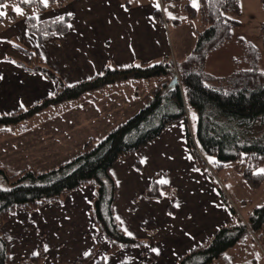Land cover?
Instances as JSON below:
<instances>
[{"label":"crops","instance_id":"obj_1","mask_svg":"<svg viewBox=\"0 0 264 264\" xmlns=\"http://www.w3.org/2000/svg\"><path fill=\"white\" fill-rule=\"evenodd\" d=\"M186 6L198 9L199 0H66L63 6L49 7L34 16L38 23L64 15L71 17L66 33L44 40L30 28L28 19L15 21V24L19 22L16 29L0 34V116L31 108L54 96L58 90L55 81L26 67L31 63L26 51L34 53L68 86L101 75L107 68L153 65L169 60L179 62L187 58L194 49L196 29L201 25L199 19H190ZM157 11L161 13L160 21L155 16ZM21 37L30 40L26 53L18 51L16 45L18 50H14L11 44L12 39L20 41ZM8 51L17 59L8 57ZM134 81L109 85L34 114L31 120L44 110L58 109L51 115H43L41 120L37 118L42 122L32 125L31 132L11 137L8 146L16 152L3 160L2 165L27 168L31 160L23 154L26 145L29 144L28 150L33 148L31 143L37 135H42V144L33 148L35 168H56L78 157L88 141L101 140L152 100V92L158 86L153 85L149 94L143 84L137 85L139 83ZM124 83H128L127 89L134 87V91L111 90ZM135 88L141 91L136 99L132 96L137 93ZM131 104L137 106L132 109ZM111 175L117 186L115 216L127 235L148 242L153 259L144 260L137 247L110 252L112 244L91 212L96 195V187L91 184L69 193L62 201L46 204L40 211L23 209L22 213H14L13 221L9 220L4 226V235L10 241L11 263L28 264L25 262L37 256V248L42 250L40 244L46 239L45 258L34 264H78L82 258H86L84 264L99 261L104 264H178L221 227L236 220L219 195V183L211 173L196 167L184 122L174 124L157 140L119 160L111 169ZM154 182L168 186L176 195L147 198L145 192ZM175 202L177 207L173 209L170 205ZM20 214H23L22 219L14 223ZM62 228L67 235L77 229L81 245L66 257L57 245ZM49 238H56L54 250L49 248ZM97 238L102 247L96 243ZM95 246L99 248L93 252ZM11 247H14L13 259ZM93 254L97 255L94 259Z\"/></svg>","mask_w":264,"mask_h":264},{"label":"trees","instance_id":"obj_2","mask_svg":"<svg viewBox=\"0 0 264 264\" xmlns=\"http://www.w3.org/2000/svg\"><path fill=\"white\" fill-rule=\"evenodd\" d=\"M22 8L35 7L45 11L49 7L63 6L66 0H16ZM182 1V0H164ZM4 0H0V8ZM1 12V11H0ZM192 21L199 19L196 42L191 54L179 61L141 64L127 68H107L101 75L73 86L66 85L52 70L45 67L32 52L31 63L26 67L40 72L58 85L56 94L41 103L9 115L0 116V132L32 117L44 108L74 101L83 95L127 80L169 78V84L154 91L150 103L135 116L124 121L101 140H90L78 157L50 171L38 173L26 170L9 176L0 169V176L7 182V189L0 187V264H11L10 242L2 232L3 224L17 209L34 211L48 203L62 201L69 193L86 184H94L96 195L92 215L99 229L110 240L113 253L122 247H144L143 242L128 236L115 216L117 186L111 169L121 159L130 157L178 122L187 127V141L197 168L210 173L204 158H214V170L221 172L227 164L236 171L249 187L257 189L264 183V72L257 70L255 56L258 50L247 45L252 70L237 71L228 80L230 86L213 87L214 80L206 71L209 53L221 48L233 37L234 19L241 14V0H199V8L186 6ZM156 19L161 20L157 11ZM4 16H0V23ZM71 17L64 15L45 23L28 19L30 28L41 40L67 32ZM263 48H264V25ZM179 77L180 82L174 81ZM138 92V91H137ZM137 95V93H136ZM191 111L195 114L192 132ZM164 194L175 196L168 186L154 182L145 192L150 199H160ZM219 195L228 204L236 220L221 227L215 235L193 249L178 264H215L227 261V252L247 240L255 242L264 253V203L249 214L247 221L238 217L221 188ZM249 257L251 253L247 252ZM252 257V256H251ZM39 256L27 261L37 262ZM153 259L154 256L151 255ZM253 258V257H252ZM86 258L79 260L83 264ZM96 264H104L99 261ZM240 264H258L253 258Z\"/></svg>","mask_w":264,"mask_h":264},{"label":"rangeland","instance_id":"obj_3","mask_svg":"<svg viewBox=\"0 0 264 264\" xmlns=\"http://www.w3.org/2000/svg\"><path fill=\"white\" fill-rule=\"evenodd\" d=\"M17 8L20 9L19 13L16 11ZM0 11L4 13L3 15L4 20L2 23H0V34L4 32H8V30L12 31L16 29V25H19V22L21 20L34 19V16L41 14L40 10H38L35 7L25 8V9L22 8L17 3L16 0H4V4L0 8ZM231 18L234 19L235 21V25L232 30L233 32L232 39L228 41L221 48L209 53L208 58H207L206 71L210 76L214 77L213 78L214 80L208 81L207 83L213 87L230 86L231 82L228 80V78L231 77V75H233L237 71L255 69L254 67H252L253 64H251V62L254 61L255 59L256 61H254V63H257V66H256L257 70L264 72V48H263V32H262V27L264 25V0H241V14L238 16H231ZM15 21H19V22L15 24L14 23ZM21 38H20V41L12 39L13 41L11 40L12 42L11 44L14 50L19 49L18 51L21 50L22 52L26 53L27 52L26 50L30 49V40L29 39L23 40V37ZM14 45H16L18 49ZM247 45H252L258 50V55L255 56V59L251 57L248 58V55H247L248 53L246 52V50H248L246 48ZM7 54H8L7 56L10 58H13V59L16 58V56L12 55L10 51H8ZM169 82H170L169 78L140 80L137 82L134 81V83L136 84L139 83L137 85L143 84L146 88V91L149 92V94H151L150 91L152 87L158 86L155 90H153L152 95L154 91L169 84ZM179 82L181 83V80ZM131 85H134V84H131ZM127 86H129L128 83L119 84L117 86L112 87L111 90L114 91V89L116 90L127 89ZM127 90L131 91L132 93L134 91V87H130ZM135 91L136 92L138 91V92H137V95H134V94L132 95L134 96V99L138 98L141 93L139 88H135ZM147 97L148 96H145L146 99ZM146 99L144 100L147 101ZM131 101L133 102V100ZM136 106L137 105L135 104L134 105L131 104L130 108L133 109ZM57 110L58 109H55V108L44 110L37 118L41 120V118L44 117L43 115H46V116L51 115L53 112H56ZM134 113L135 112L131 114L132 117ZM190 114H191L190 120L192 122L191 130L192 132H194L195 114L192 111ZM37 118L34 120H31L30 118H28L25 121L21 122L20 124L8 127L6 131L0 132V169L4 170L7 173V175L17 176L26 170H34L38 173H42V172H46V171H50L54 169V168H48V169L47 168H43V169L35 168L37 164L36 162H34V158H32L33 157L32 155H34L33 151L35 150L33 148L41 146L42 135H40V137L39 135H37L36 140L33 143H31L33 148H31L30 150H28L29 144L26 145L25 152L23 155H26V156L28 155L29 160H31L29 161V163L31 164L28 165L27 168L26 166H22L19 168H14V167L8 168L2 165L3 160L10 158L16 152L12 150L11 148H9L8 146L10 145V142L12 139L11 137L23 136L26 133L31 132L32 128H34V126L32 125H34L35 123L39 124V122H42ZM29 124H31V126H29ZM31 139L34 140L35 138L32 136ZM38 151L39 153H41V148H39ZM204 160L207 166L209 167L212 177H214V179L219 183V187L222 189V191H224L225 189L226 197L228 198L231 206H233L235 210L239 211L238 212L239 214L237 213L238 217L241 218L240 217L241 215L243 217V220L247 221V218L249 217V214L253 211V209L256 207H260L264 203V183L262 184L261 187L257 189H253L248 186V184L245 182L243 177L236 171L235 165L227 164L223 171L217 172L216 170H214V166H213L214 158L213 157L205 156ZM32 163L35 165L34 167L31 166ZM261 170H264V169H261ZM86 185H91V183L86 184ZM0 187L4 189L8 188L7 182L4 180V177L2 176H0ZM177 197L178 195L174 198H171V200L175 201ZM170 206L173 207L174 209V207H177V204L175 202V204L172 203ZM40 210L42 209L40 208L37 209V211H40ZM22 211L24 210L17 209L14 212H12L10 219H9L10 222L13 221L11 220V218L13 217L14 213L16 212L22 213ZM34 211L36 212V210ZM34 211H30V212H34ZM22 215L23 214L18 215L17 218L14 219V223H16L18 219L21 220L22 218L20 216ZM9 220L3 224V227H2L3 234H5L4 226L5 224L10 223ZM60 234L61 235L57 241V245H60V249L61 248L63 249L64 257H66L70 252L77 251V248L81 247L78 241L77 229L74 228L72 232L68 233L67 235V231L65 230V228H62ZM46 237L48 236L46 235ZM134 239L139 240L138 238H134ZM55 241H56V238H51V239L49 238L50 250H54ZM140 241L143 242L144 247L143 248L137 247V246H134V247H137L136 249H139V251L142 252V256L144 260L148 261L151 258L150 253L153 252V250L151 249L148 242H146L145 240H140ZM96 243L100 247H102V242L99 238L96 239ZM44 244L46 246V239L44 242L40 244L42 250H40L39 247L37 248L38 253L36 255L40 257L39 260H43L45 258V253L43 251V249L45 248ZM99 246H95V249H93V252H96ZM13 249L14 247H11V256H12ZM247 252L251 253L249 257L252 256L253 258L257 259L258 264H264V253L260 250L259 246L251 240H247L245 243L242 242L241 244L237 245L235 248L229 250L227 252L229 260L216 262L215 264H240L244 262H250L252 259L246 258L247 255H245ZM95 256L97 255L96 254L92 255L93 259L95 258ZM244 257L246 259H244ZM11 259H13V256ZM29 260H31V258L28 259L27 261ZM27 261L25 263H27Z\"/></svg>","mask_w":264,"mask_h":264},{"label":"snow or ice","instance_id":"obj_4","mask_svg":"<svg viewBox=\"0 0 264 264\" xmlns=\"http://www.w3.org/2000/svg\"><path fill=\"white\" fill-rule=\"evenodd\" d=\"M25 2H27V0H25ZM43 3H45V5L47 4V0H42ZM16 11L19 13L20 9L17 8ZM4 15L3 12H0V16ZM262 173H264V170H261ZM165 181H161V183H164Z\"/></svg>","mask_w":264,"mask_h":264},{"label":"bare ground","instance_id":"obj_5","mask_svg":"<svg viewBox=\"0 0 264 264\" xmlns=\"http://www.w3.org/2000/svg\"><path fill=\"white\" fill-rule=\"evenodd\" d=\"M174 81L179 82V77L177 76Z\"/></svg>","mask_w":264,"mask_h":264}]
</instances>
